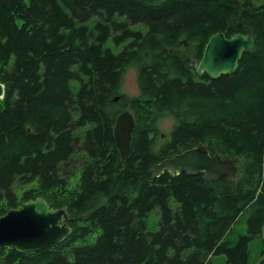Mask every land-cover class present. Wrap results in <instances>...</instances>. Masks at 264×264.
I'll return each instance as SVG.
<instances>
[{
	"label": "trees",
	"instance_id": "16d2710c",
	"mask_svg": "<svg viewBox=\"0 0 264 264\" xmlns=\"http://www.w3.org/2000/svg\"><path fill=\"white\" fill-rule=\"evenodd\" d=\"M240 23L254 48L233 74L199 78L191 55ZM132 65L140 92L128 96L121 85ZM0 81V215L44 196L67 205L72 226L42 249H3L0 264H208L216 254L247 262L250 240L264 231V6L0 0ZM125 109L135 127L123 158L114 126ZM166 114L177 123L157 146ZM200 144L240 157L239 179L155 175L156 163ZM29 182L36 184L18 193L15 185ZM246 211L248 234L235 242L232 228Z\"/></svg>",
	"mask_w": 264,
	"mask_h": 264
},
{
	"label": "water",
	"instance_id": "95a60500",
	"mask_svg": "<svg viewBox=\"0 0 264 264\" xmlns=\"http://www.w3.org/2000/svg\"><path fill=\"white\" fill-rule=\"evenodd\" d=\"M236 1L243 5L246 0ZM248 2L255 9L264 6V0ZM238 26L242 28L243 24ZM188 42V39H184L185 45ZM254 44L251 34L234 32L227 36L225 32L218 31L208 38L201 60H193L191 65L196 68L199 76L206 71L212 79L222 74H233L243 53L250 52ZM4 96L5 84L0 81V99H4ZM114 100H119V96ZM134 127L135 117L131 110L125 109L118 114L114 136L123 158L130 154ZM27 129L29 132L33 131L30 125ZM240 162V157H230L223 153L212 154L207 145L200 144L163 159L153 166V170L157 176L164 171L171 174L203 172L210 181L222 177L236 181L239 179ZM67 208L66 205L51 206L44 196L24 200L17 206L9 207L0 215V252L3 249L34 251L64 241L72 232Z\"/></svg>",
	"mask_w": 264,
	"mask_h": 264
},
{
	"label": "rangeland",
	"instance_id": "374dc122",
	"mask_svg": "<svg viewBox=\"0 0 264 264\" xmlns=\"http://www.w3.org/2000/svg\"><path fill=\"white\" fill-rule=\"evenodd\" d=\"M140 92L139 82H138V73L137 68L135 66H129L124 73L122 85H121V93H124L128 96L138 95ZM177 123L176 118L172 114H166L158 120V137H157V146L161 145L163 142L170 138L171 130L174 125ZM79 163V162H78ZM239 171L241 169V162L239 164ZM79 171L77 172V175ZM77 175L72 178V182L77 180ZM35 182H29L25 184H16V190L18 193H22L23 190L32 187ZM249 216V211L243 215L241 219L236 222L234 231L231 233L230 238L237 242L239 237L242 234H248V226H247V218ZM148 226L150 230L156 231L159 227V212L158 209H155L150 213L147 217ZM264 234V231L262 235ZM262 236L258 238H253L249 242V255L248 260L245 264H264V239ZM208 264H242V263H229L227 262V257L225 254H216L213 256L212 260Z\"/></svg>",
	"mask_w": 264,
	"mask_h": 264
},
{
	"label": "flooded vegetation",
	"instance_id": "af4514ba",
	"mask_svg": "<svg viewBox=\"0 0 264 264\" xmlns=\"http://www.w3.org/2000/svg\"><path fill=\"white\" fill-rule=\"evenodd\" d=\"M245 5H249V6H251V5L249 4L248 0H246L245 3L243 4V6H245ZM251 7H252V6H251ZM253 8H254V7H253ZM239 29H240V30H237V31H234V32H241V33H244V32L241 30V29H243V28H239ZM234 32H233V33H234ZM189 45H190V42H188V44L185 45V46L188 47ZM204 47H205V46H204ZM203 50H204V48L202 49L201 55H200L199 57H195L194 55H191L190 64H191V61H193V60H198V61L201 60L202 55H203ZM192 68L194 69L196 75H197L199 78H203V79H205V78H206V75H208V73H207L206 71H204L203 74H202L201 76H199L198 73L196 72V68H195L194 66H192ZM80 174H81V172H79V174L77 175L78 178L80 177ZM78 178H77V179H78ZM76 181H77V180H76ZM66 206H67V205H66ZM67 209H68V208H67ZM68 212H69V210H68ZM69 217H70V212H69ZM70 220H71V218H70ZM70 220H69V222H70Z\"/></svg>",
	"mask_w": 264,
	"mask_h": 264
},
{
	"label": "crops",
	"instance_id": "0c3cea01",
	"mask_svg": "<svg viewBox=\"0 0 264 264\" xmlns=\"http://www.w3.org/2000/svg\"><path fill=\"white\" fill-rule=\"evenodd\" d=\"M241 219V218H240ZM235 225H236V223L234 224V226H233V228H232V232L234 231V228H235ZM260 237V236H259ZM262 239H264V234L262 235ZM261 239V240H262Z\"/></svg>",
	"mask_w": 264,
	"mask_h": 264
}]
</instances>
